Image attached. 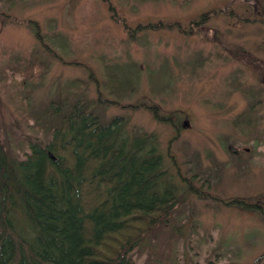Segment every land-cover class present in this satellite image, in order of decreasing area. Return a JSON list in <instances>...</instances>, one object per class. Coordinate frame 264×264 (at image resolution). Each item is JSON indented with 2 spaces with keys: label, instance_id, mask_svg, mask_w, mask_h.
Wrapping results in <instances>:
<instances>
[{
  "label": "rangeland",
  "instance_id": "obj_1",
  "mask_svg": "<svg viewBox=\"0 0 264 264\" xmlns=\"http://www.w3.org/2000/svg\"><path fill=\"white\" fill-rule=\"evenodd\" d=\"M107 1L0 0V147L21 160L48 140L49 103L83 99L130 138L155 135L175 187L134 264H264V214L227 206L264 210V0ZM149 22L186 34L128 39L123 24Z\"/></svg>",
  "mask_w": 264,
  "mask_h": 264
},
{
  "label": "trees",
  "instance_id": "obj_2",
  "mask_svg": "<svg viewBox=\"0 0 264 264\" xmlns=\"http://www.w3.org/2000/svg\"><path fill=\"white\" fill-rule=\"evenodd\" d=\"M123 27L129 40L144 31L186 34L178 23ZM91 110L83 99L53 101L48 140H25L21 160L0 147V264H134L135 248L168 222L177 198L161 180L156 136L130 138L122 118L104 123ZM227 206L264 214L237 200Z\"/></svg>",
  "mask_w": 264,
  "mask_h": 264
}]
</instances>
